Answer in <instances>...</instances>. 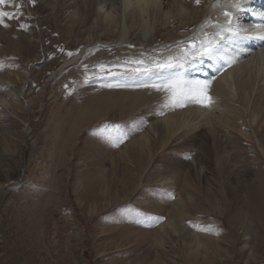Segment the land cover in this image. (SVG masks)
Returning <instances> with one entry per match:
<instances>
[{
  "label": "rangeland",
  "instance_id": "374dc122",
  "mask_svg": "<svg viewBox=\"0 0 264 264\" xmlns=\"http://www.w3.org/2000/svg\"><path fill=\"white\" fill-rule=\"evenodd\" d=\"M123 1L0 5V264H264V65L247 99L165 106L134 69L216 42L230 10Z\"/></svg>",
  "mask_w": 264,
  "mask_h": 264
},
{
  "label": "bare ground",
  "instance_id": "6f19581e",
  "mask_svg": "<svg viewBox=\"0 0 264 264\" xmlns=\"http://www.w3.org/2000/svg\"><path fill=\"white\" fill-rule=\"evenodd\" d=\"M219 1H221L222 5H228L230 13L233 14L232 17L234 16V18L232 20L233 22L232 26L240 27L247 31L241 32L239 36L233 39L221 40L218 33L221 31V28L227 24L229 20V17H225V15L222 16V18L224 17L223 23L221 22L222 27H220V25L218 26V23L216 25L218 27L217 28L215 27L216 28L215 38H217L216 42H219V46L223 48V51L227 56H230L234 59V63H232L230 66H222L223 62L217 58H212V59L208 58V59L203 60V62H195L200 68V70L202 71V75L199 78H195V74H193L192 75L193 78L191 77L190 78L192 80H201V81L203 80L212 81L213 80L212 88L208 89V91L210 92V96L214 95V98L221 97V93L216 92V90H220L221 92H227L228 96L232 99H235L236 97L247 99V96L249 95V92H248L249 90H247L246 88V82L248 83L252 79L251 73L247 72V70L249 69V67H252L255 65H258V66L264 65V39L259 38L260 36L264 35V18H262V15H261V14H264V6H262V4H259L260 2L257 0H219ZM172 3L175 4L174 2ZM235 3L240 4L239 9L232 7V5ZM148 4H150L148 3V0H124L123 1L124 8L121 9L120 11L123 14L122 15L123 17L127 9H129L130 7L137 8L140 11V13L146 14V11H147L146 6ZM175 5L177 9H180L182 13L185 12L182 7L178 6L177 4ZM216 5H220V4H216ZM216 5L212 4L211 6L215 7ZM103 8L104 7L102 5H99V11L98 10L97 11L101 12ZM221 9H225V8H221ZM220 10L217 9L216 12L218 11V14H219L221 12ZM213 11L215 12L214 9ZM103 14H105L106 17L110 16L109 12H106ZM210 14L211 13H209V15ZM216 18L218 19V17ZM102 19L104 20V18ZM212 25L215 26L214 23H212ZM215 28H213V30ZM143 30L146 31L147 34L151 30L150 24L148 23L147 20H144ZM209 30H211V28ZM146 32L145 34H142V36L147 35ZM202 33L203 32H201V34ZM199 34L200 33H198V35ZM228 35L229 34L227 33L225 34V36H228ZM258 56H260V58H258ZM261 98H263V96ZM153 131H155V129H153Z\"/></svg>",
  "mask_w": 264,
  "mask_h": 264
},
{
  "label": "snow or ice",
  "instance_id": "6c2138e0",
  "mask_svg": "<svg viewBox=\"0 0 264 264\" xmlns=\"http://www.w3.org/2000/svg\"><path fill=\"white\" fill-rule=\"evenodd\" d=\"M11 0H0V5H5L6 3H10ZM34 2V0H32ZM197 3L200 0H196ZM237 9L240 8L239 3H235L232 5ZM224 15L229 17L228 23L221 28V31L218 33L221 40L223 39H233L241 34L243 31H247L240 27H233L231 14L229 12H225ZM262 18H264V14H261ZM14 19V15L0 10V24H4V18ZM7 27L6 24H4ZM21 28H25L26 26L21 24ZM229 34L225 36V34ZM259 38L264 39V35ZM73 53L69 52L68 56H72ZM191 58L189 60L188 58ZM217 58L223 62L222 66H230L234 63V59L230 56H227L223 48L219 46V42H208L201 43L200 47L197 48L194 44L191 46V51L184 50L182 57L179 60H176L174 57L169 58L163 62L153 61L150 67L146 66L143 69L136 68L135 72L143 71L145 73H150L153 69L157 70V78L150 84H141L137 85V87H147L151 89H155L157 92H164L166 94V103L165 106H179L183 107L188 103H197L201 104L205 107L212 103L211 97L208 95V89L211 85V80H192L188 79L185 76V73L182 70L185 62H203L204 58ZM137 64H144V61H135ZM176 69V70H174ZM103 70V67L101 68ZM165 70L167 74H165ZM112 74V73H109ZM124 85H113L108 84L106 87H122ZM126 135H122L117 143H122L124 139H126ZM109 142L111 140L109 139ZM215 234H219L217 231Z\"/></svg>",
  "mask_w": 264,
  "mask_h": 264
}]
</instances>
